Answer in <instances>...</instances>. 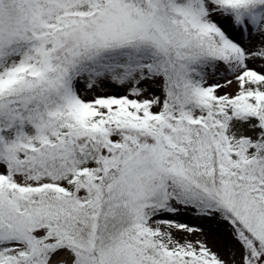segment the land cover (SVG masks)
Listing matches in <instances>:
<instances>
[{"label": "snow or ice", "instance_id": "snow-or-ice-1", "mask_svg": "<svg viewBox=\"0 0 264 264\" xmlns=\"http://www.w3.org/2000/svg\"><path fill=\"white\" fill-rule=\"evenodd\" d=\"M0 264H264V0H0Z\"/></svg>", "mask_w": 264, "mask_h": 264}]
</instances>
